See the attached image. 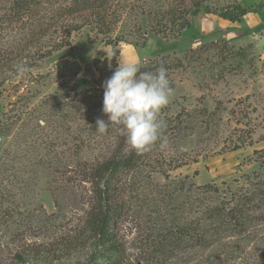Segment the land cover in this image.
I'll use <instances>...</instances> for the list:
<instances>
[{
	"label": "rangeland",
	"instance_id": "rangeland-1",
	"mask_svg": "<svg viewBox=\"0 0 264 264\" xmlns=\"http://www.w3.org/2000/svg\"><path fill=\"white\" fill-rule=\"evenodd\" d=\"M190 1L184 0L186 9ZM20 3L0 0V47L13 53L31 31L51 24L65 0H35L23 15L18 13ZM120 3L124 9L106 34L108 43L83 27L72 30L69 43L57 47L66 38L61 33L66 29L63 21L60 31L51 29L28 42L21 56L0 73V121L12 113L13 103L35 109L0 147L4 148L0 167L20 177L4 181L17 207L7 222H0V264H91L90 247L62 257L53 250L64 230L89 208L90 186L77 173L82 162L107 158L117 143V126L97 132L96 120L107 122V115L77 97L109 76L120 56L152 66L150 72L165 67L174 89L160 113L168 143L161 148L158 140L144 152L134 174L138 190L132 193V209L145 227L168 225L173 216L176 222L203 219L195 205L203 204L199 207L203 209L211 202L212 192L202 189L205 184L220 189L229 185L235 191L264 180V58L258 52L264 44V0H202L198 14H186L189 26L180 33L155 32L156 20L146 12L148 6L167 9L175 0ZM229 4L254 12L230 22L204 11L205 5L218 10ZM113 48L116 54L109 68L105 50ZM21 65L23 73L17 71ZM63 93L78 101H47L48 96ZM130 148L127 142L125 150ZM221 237L177 252L166 264H224L219 252L234 242L244 251L228 262L264 264V223L225 231ZM34 249L42 252L40 257L31 255ZM19 251L23 257L16 256Z\"/></svg>",
	"mask_w": 264,
	"mask_h": 264
},
{
	"label": "trees",
	"instance_id": "trees-1",
	"mask_svg": "<svg viewBox=\"0 0 264 264\" xmlns=\"http://www.w3.org/2000/svg\"><path fill=\"white\" fill-rule=\"evenodd\" d=\"M34 1L21 0L17 8L18 13L26 14L31 10ZM119 1L65 0L63 8L56 12L51 24L38 32L31 31L27 40L15 48L16 53L0 47V73L11 67L16 57L21 56L28 42L38 40V37L51 29L53 32L60 31L64 26L61 24L63 21H66V29L61 33H64L66 38L59 40L57 47L68 44L70 32L83 27L88 28L95 38L102 35L101 39L108 43L106 34L124 9ZM183 3L184 0H175L174 5L162 10L148 6L147 16L156 20L157 28L154 31L180 33L183 28L188 27L189 21L186 14L190 11L194 15L198 14L201 11L202 0H191L190 7L187 9ZM204 11L217 13L219 17L230 22H240L245 15L254 12L253 8L243 7L240 4H229L218 10L210 9L208 5H205ZM151 69L152 66H141V71ZM112 73L113 71H110L109 76L101 77L95 86L87 88L85 94L77 97L79 102L101 112L104 93L102 84ZM48 97L47 101L52 99L56 104H60V101L63 104L78 101L65 93ZM12 106V113L5 114L0 121V147L6 144L10 132L19 121H26L35 113V109L31 107L27 109L26 104L13 103ZM117 129V143L111 155L103 160L84 161L81 164L82 169L77 172L80 176L79 180L87 182L90 186L89 208L85 216L64 230L57 248L53 250L58 252V257L69 256L90 247L92 254L89 262L91 264H166L177 252H185L195 246H205L216 237L222 238L225 231H244L252 223H264V180L257 179L250 183V187H240L235 191H231L229 185L220 189L217 186L205 184L202 189L212 192L211 202L203 206V209L199 208L203 204L195 205V210H199L204 216L203 219L176 222L177 218L173 216L172 222L168 225L155 224L145 227L144 220L135 213L131 204L132 193L138 190L134 174L143 162L145 154H138L133 148L125 150L127 140L120 134L119 126ZM3 152L4 148L0 151V160L4 157ZM8 171V168L0 167V222H7L17 207L14 195L4 188V181L11 183L13 178L20 179V177L15 178ZM71 171L73 170L70 169L69 172ZM202 220L208 222H202ZM239 251H244L239 242L226 243L224 249L219 252V256L224 264H227L229 259H234ZM18 254L17 257L24 255L20 251ZM40 254L42 252L35 250L31 255L40 257ZM213 257L216 258V256Z\"/></svg>",
	"mask_w": 264,
	"mask_h": 264
},
{
	"label": "clouds",
	"instance_id": "clouds-1",
	"mask_svg": "<svg viewBox=\"0 0 264 264\" xmlns=\"http://www.w3.org/2000/svg\"><path fill=\"white\" fill-rule=\"evenodd\" d=\"M109 68L115 56V48L105 50ZM17 71H26L23 65ZM102 87V112L107 122L97 119L96 131L106 133L110 125L119 126V131L138 154L150 151L158 140L161 148L168 143L163 136L167 127L160 117L161 109L170 103L174 89L170 86L167 69L160 66L155 72L141 71V65L119 57L117 67Z\"/></svg>",
	"mask_w": 264,
	"mask_h": 264
},
{
	"label": "crops",
	"instance_id": "crops-1",
	"mask_svg": "<svg viewBox=\"0 0 264 264\" xmlns=\"http://www.w3.org/2000/svg\"><path fill=\"white\" fill-rule=\"evenodd\" d=\"M260 43V42H259ZM258 45V44H257ZM258 52L260 54L261 58H264V44H260V47L258 49Z\"/></svg>",
	"mask_w": 264,
	"mask_h": 264
}]
</instances>
